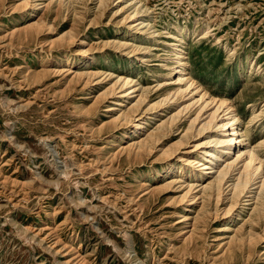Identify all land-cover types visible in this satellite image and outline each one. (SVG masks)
Here are the masks:
<instances>
[{"label":"rangeland","instance_id":"obj_1","mask_svg":"<svg viewBox=\"0 0 264 264\" xmlns=\"http://www.w3.org/2000/svg\"><path fill=\"white\" fill-rule=\"evenodd\" d=\"M177 29L185 73L264 161V0H0V264H264L263 193L224 216L215 198L174 199L177 154L209 132L185 133L188 96L159 103ZM125 76L135 90L118 99ZM141 116L136 134L158 141L120 148Z\"/></svg>","mask_w":264,"mask_h":264},{"label":"bare ground","instance_id":"obj_2","mask_svg":"<svg viewBox=\"0 0 264 264\" xmlns=\"http://www.w3.org/2000/svg\"><path fill=\"white\" fill-rule=\"evenodd\" d=\"M135 13L136 10H133L128 13L125 18L128 17L129 21H135L131 22L129 26H138V29H140L139 27L145 23L142 20H136L134 18ZM177 30L178 31L173 34V37L176 40L175 44H173L169 50L170 60L176 65L169 66V73L167 74L169 81L164 82H171L175 86L173 91L165 95L159 103L171 99L173 101L177 97L184 98L185 96H188L187 99L189 101L183 104L175 113L178 115L183 111L188 109L191 110V108H193L194 111H192V115L188 119L189 124L185 133L192 128L196 133L201 131L204 132V130H209V132L206 134L204 133L202 140L194 144L193 151L177 154L181 163L179 164V172L183 174L182 176H187L188 180L184 182L185 184L181 187V192L177 193L178 195L174 197V199L177 200L178 203L179 201L180 203L183 202V207L186 208V206H189L190 203L195 202L198 198L202 209L206 199L215 198L216 202L223 203L220 210L224 216V214L227 213L236 202H239L243 196H249L253 189L258 191L257 198L262 195L261 193L264 195V161L263 158L259 156V151L257 152V146L259 147L263 142L255 145L251 144L246 134L238 126L240 121L231 105L225 103L223 100L212 98L190 75L185 73L182 60V58L185 57V52L182 49L184 33L179 29ZM69 38H71V36ZM117 82L120 83L118 84L121 85L122 88L130 85L127 90H121V97H118V99L129 96V93L135 90L134 86L131 85L132 81L129 77H118ZM137 96L135 103L142 100L141 95ZM176 115L171 116L172 118L170 120H173ZM115 118H119L121 119L120 121L123 120L125 122L127 120V114L123 110H120L118 115L113 119ZM135 121L138 122V126L134 129L136 126V123H134ZM135 121L131 125L130 130L131 134H134L135 137L132 138L131 136V138L128 139L129 142L126 144H120V148H124L127 145H133L136 153L140 151L145 152L144 150L150 147V143L154 144L158 141V137L154 133L155 131L151 134H147L145 137L136 134L145 126V118L142 116L137 117ZM158 128L159 127L157 126L156 129ZM180 143L181 141L175 143V149L159 148V153L161 155H166L167 157L168 155H171L172 152L175 153L176 150H179L177 149V145ZM167 160L168 163L166 167L171 173L173 172L172 169L174 166L170 163L169 159ZM208 172L211 173L212 179L208 183H205L206 181L204 182L203 177ZM170 176V181L178 179V177L174 176L172 173ZM196 186V190L199 191V193L197 191H191ZM226 189L228 194H224V196L221 197ZM196 194L197 196L195 198ZM223 199L226 200V203L222 201ZM260 204L259 209L262 206V202ZM184 218L186 217L184 216ZM192 235L193 232L189 229L184 238L190 241Z\"/></svg>","mask_w":264,"mask_h":264}]
</instances>
